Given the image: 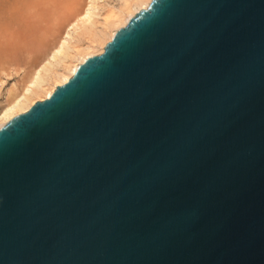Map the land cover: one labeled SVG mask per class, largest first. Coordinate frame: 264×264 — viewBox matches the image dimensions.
Wrapping results in <instances>:
<instances>
[{"label": "water", "instance_id": "water-1", "mask_svg": "<svg viewBox=\"0 0 264 264\" xmlns=\"http://www.w3.org/2000/svg\"><path fill=\"white\" fill-rule=\"evenodd\" d=\"M0 264H264V0H152L0 126Z\"/></svg>", "mask_w": 264, "mask_h": 264}, {"label": "bare ground", "instance_id": "bare-ground-1", "mask_svg": "<svg viewBox=\"0 0 264 264\" xmlns=\"http://www.w3.org/2000/svg\"><path fill=\"white\" fill-rule=\"evenodd\" d=\"M151 1L120 0L114 5L86 0L37 63L20 73L18 82L0 89V126L28 111L37 101L49 98L88 58L103 53L114 34Z\"/></svg>", "mask_w": 264, "mask_h": 264}, {"label": "rangeland", "instance_id": "rangeland-1", "mask_svg": "<svg viewBox=\"0 0 264 264\" xmlns=\"http://www.w3.org/2000/svg\"><path fill=\"white\" fill-rule=\"evenodd\" d=\"M118 4L120 0H100ZM86 0H0V78L5 90L52 46ZM47 50V49H46ZM45 50V51H46ZM10 76H6L5 71ZM11 72V73H10Z\"/></svg>", "mask_w": 264, "mask_h": 264}]
</instances>
